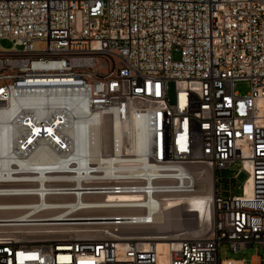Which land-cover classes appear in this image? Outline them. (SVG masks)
Instances as JSON below:
<instances>
[{
    "label": "built area",
    "instance_id": "1",
    "mask_svg": "<svg viewBox=\"0 0 264 264\" xmlns=\"http://www.w3.org/2000/svg\"><path fill=\"white\" fill-rule=\"evenodd\" d=\"M0 38L13 42L0 47V115L13 108L18 131L0 145V198H22L0 202V264H220L222 243L264 247V0H0ZM80 101L106 130L95 155H73L65 133ZM134 119L143 151L110 129ZM39 148L55 159L31 160ZM194 165L213 176L202 212L185 203ZM168 203L198 233L161 251L130 229ZM109 210L132 212L67 219Z\"/></svg>",
    "mask_w": 264,
    "mask_h": 264
},
{
    "label": "bare ground",
    "instance_id": "2",
    "mask_svg": "<svg viewBox=\"0 0 264 264\" xmlns=\"http://www.w3.org/2000/svg\"><path fill=\"white\" fill-rule=\"evenodd\" d=\"M86 111V105L84 102L80 101L77 103L75 107V115L72 117L71 123L65 129V133L70 137L73 144V155H80L89 153L91 155H95L98 153L101 148L102 141L106 134V130L99 128L96 125V119L88 118L83 113ZM13 115L12 110L0 115V145L2 149L8 147V145L18 136V131L14 127L13 124L10 123V119ZM111 131L114 133V141L115 144H119L123 141L122 136L123 132H127L129 134V140L134 149L138 151H143L147 145V134L144 126V122L140 119H134L129 124L121 125L117 122L112 123L110 125ZM55 159V155L49 151L44 150L43 148H39L31 157V160L37 162H46ZM193 171H195L198 180L202 178V183L199 185L198 183V194L191 195L187 198L186 202L188 205L193 208L191 211L193 212H202L205 209L207 202L212 198V182L213 176L204 166H192ZM22 199L21 197H2L0 198V202H9V201H19ZM177 203H168L154 216H152V224L146 225V227H142L143 229H139L138 227H133L130 231L136 234H151L154 239L158 240V249L164 251L166 247V240L177 238L180 234H184L186 228L173 230V222L176 224L174 227L178 226V221L181 220L179 214L177 212L181 207L177 206ZM184 211V210H183ZM106 214L114 215L117 214H128L132 211H122V210H109V211H99L94 214H83L82 217L79 218H67L78 219L81 221L76 222V224L86 225L89 224L90 219H101V218H93L91 216H100ZM169 213H173L170 215ZM186 213V211H185ZM41 216H46L48 220L62 219L60 216V212L54 211L51 213H46ZM90 216V217H89ZM190 216V215H189ZM0 217H6L0 214ZM192 217V215H191ZM187 219V218H186ZM47 223H59V222H47ZM73 223V222H70ZM185 227V226H184ZM158 229L157 232H150L152 229ZM87 227H71L67 229L66 232L70 234H77L80 231L87 230ZM180 231L178 233H173L176 231ZM146 231V232H144ZM143 232V233H141ZM189 232V231H187ZM192 234L198 233V228L193 229L191 231ZM256 261V258H255Z\"/></svg>",
    "mask_w": 264,
    "mask_h": 264
},
{
    "label": "rangeland",
    "instance_id": "3",
    "mask_svg": "<svg viewBox=\"0 0 264 264\" xmlns=\"http://www.w3.org/2000/svg\"><path fill=\"white\" fill-rule=\"evenodd\" d=\"M0 47L6 50L11 49L13 47V42L12 40L8 38H0ZM17 48H20V46L18 45ZM174 57L178 58V55H175ZM234 90L238 92V94L240 95L246 94L250 90V84L248 81H245V80L237 81L235 82ZM198 166H202V165H198ZM219 173L220 172H218V174ZM233 173L234 172L232 170L230 171L226 170V171H223L222 174L223 176L228 178V177H231ZM245 178H246V174L240 173L237 178V184H241L245 180ZM201 181H202V178L198 180L199 185L202 183ZM236 192L239 193V191H236ZM177 212L181 220L178 221L177 227H174L176 224H174L173 222V230H177V229L180 230V229L186 228V230L184 229V231H186L185 233L191 234V231L193 229H197V226H196L197 219L193 214L188 213V212L185 213V211H183L182 208L178 209ZM169 214L173 215V213H169ZM143 227H146V226H143ZM138 228L143 229L142 227H138ZM179 230L176 232H172V234L180 232ZM157 231L158 229H155V228L153 230L152 229L150 230V232H157ZM253 256H257L260 259H263L264 247H260L256 243H254L252 244L251 247H247L239 252H232L229 250L227 244L225 243H222L219 246L220 264H252Z\"/></svg>",
    "mask_w": 264,
    "mask_h": 264
}]
</instances>
